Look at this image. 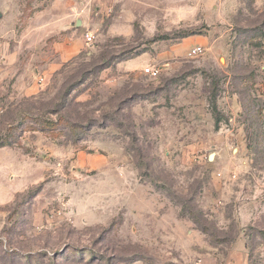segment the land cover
<instances>
[{
  "label": "rangeland",
  "instance_id": "1",
  "mask_svg": "<svg viewBox=\"0 0 264 264\" xmlns=\"http://www.w3.org/2000/svg\"><path fill=\"white\" fill-rule=\"evenodd\" d=\"M0 12V135L69 79L67 113L87 125L27 119L0 146V264H264V0Z\"/></svg>",
  "mask_w": 264,
  "mask_h": 264
},
{
  "label": "trees",
  "instance_id": "2",
  "mask_svg": "<svg viewBox=\"0 0 264 264\" xmlns=\"http://www.w3.org/2000/svg\"><path fill=\"white\" fill-rule=\"evenodd\" d=\"M113 62V59L107 56H101V61L96 63L93 66V71L97 70L98 73L109 67ZM89 72V71H88ZM89 75H85L84 78H88ZM75 90V85L68 80H65L62 84V87L60 88L58 94L55 96V98L51 99L50 101H47L44 103V107H46V110H44L40 115H37L36 109L38 107L35 105V103L32 101V99H25L19 104V107H17V112L20 113L19 116H17V119L15 122H13L8 127H11L13 131H10L7 135H0V146H11L18 142V137L16 135L15 130H17L19 127H21L27 119H37L39 121V124H42L40 128H34L33 126L30 127V129L34 130H50L52 132H57L60 127H63L64 129H69L71 133L78 132L79 129L87 128V125L81 124L79 121L72 119V116L68 114V109H70V103H72L73 99L71 98L72 92ZM59 97V98H58ZM53 114V115H52ZM91 120V119H90ZM93 121V119H92ZM16 124V125H14ZM88 124H92L88 122ZM22 130H26L22 128ZM61 132V131H60ZM59 134V133H57ZM15 255V254H12ZM39 264H45L44 262H41Z\"/></svg>",
  "mask_w": 264,
  "mask_h": 264
},
{
  "label": "built area",
  "instance_id": "3",
  "mask_svg": "<svg viewBox=\"0 0 264 264\" xmlns=\"http://www.w3.org/2000/svg\"><path fill=\"white\" fill-rule=\"evenodd\" d=\"M86 39H87V41H92L93 40V36L90 33H87L86 34ZM203 52H204L203 46L196 45V46H193L191 48L190 55L196 56V55H199V54H201ZM145 72L151 74L153 77H157L159 75V73H160V70L158 68H155V67H147V68H145ZM196 264H199V263H196Z\"/></svg>",
  "mask_w": 264,
  "mask_h": 264
},
{
  "label": "crops",
  "instance_id": "4",
  "mask_svg": "<svg viewBox=\"0 0 264 264\" xmlns=\"http://www.w3.org/2000/svg\"><path fill=\"white\" fill-rule=\"evenodd\" d=\"M74 37H76V36H74ZM81 48H82L81 41H79L78 38H75L73 40V43H71V45L69 46V51L71 52V55H73V54L79 52L81 50Z\"/></svg>",
  "mask_w": 264,
  "mask_h": 264
},
{
  "label": "water",
  "instance_id": "5",
  "mask_svg": "<svg viewBox=\"0 0 264 264\" xmlns=\"http://www.w3.org/2000/svg\"><path fill=\"white\" fill-rule=\"evenodd\" d=\"M1 16H2V14H1V12H0V17H1ZM80 24H81V20H78V21H77V25H80ZM213 156H214V155L211 154L210 158L213 159Z\"/></svg>",
  "mask_w": 264,
  "mask_h": 264
}]
</instances>
